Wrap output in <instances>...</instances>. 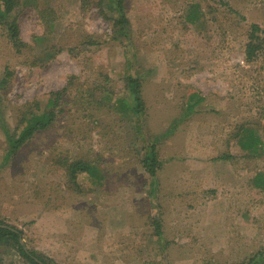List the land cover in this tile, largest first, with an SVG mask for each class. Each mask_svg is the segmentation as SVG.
<instances>
[{
	"label": "rangeland",
	"instance_id": "374dc122",
	"mask_svg": "<svg viewBox=\"0 0 264 264\" xmlns=\"http://www.w3.org/2000/svg\"><path fill=\"white\" fill-rule=\"evenodd\" d=\"M121 2L18 0L19 43L0 23V220L54 264H264V0ZM31 109L55 118L12 149Z\"/></svg>",
	"mask_w": 264,
	"mask_h": 264
},
{
	"label": "trees",
	"instance_id": "16d2710c",
	"mask_svg": "<svg viewBox=\"0 0 264 264\" xmlns=\"http://www.w3.org/2000/svg\"><path fill=\"white\" fill-rule=\"evenodd\" d=\"M18 0H0V23L5 27L7 31H9V35L11 38L16 42L19 43V30L18 25L15 21V19H9V14L17 4ZM118 7L121 12V20L125 22L124 20V14H123V5L121 0H118ZM256 31L261 32V36L254 35ZM250 41L247 44V56L252 57L253 54H255V49L259 48L262 44H264V29H261L258 25L253 24L252 25V31L250 33ZM252 38L259 39L258 42L255 44L254 41H252ZM126 85L130 90V96L129 100L127 97L126 102L129 104V109L134 111L135 113L139 114L142 113L145 109L144 107V99H143V93H142V85L138 77L135 76H129L126 81ZM61 94V91L53 92V98L50 100V103L53 105L54 101L58 99L59 95ZM30 117L28 118L26 125L23 127V129L20 131V133L15 137L12 142V149H18L24 142L28 141L32 135L40 129L46 128L55 118V110L54 109H47L42 110L41 112H36L34 109H31L29 111ZM253 133V132H252ZM257 138L253 137V135H250V138L247 142H245L244 147L250 148L253 147L255 143H257ZM151 146V145H150ZM151 149L147 151V153L143 156L141 159L142 165L144 168L152 175L155 176L157 173V167L160 166V161L157 158L155 146L152 145L150 147ZM71 167V176H75V172L77 169H80L82 171H87L93 174L95 171L94 167L89 163L85 162L83 160H76L73 161L70 165ZM259 179V182L257 184H263L264 176L261 174L258 175L257 180ZM156 222V230L157 233H160V225L157 221ZM2 243H10L12 244L16 250L22 255L24 258H26L30 264H54L47 262L42 256L36 254L34 250L29 249L26 246V243L23 241V231L22 229L15 227L13 225H10L2 220H0V244ZM252 264H256L255 259H250Z\"/></svg>",
	"mask_w": 264,
	"mask_h": 264
}]
</instances>
